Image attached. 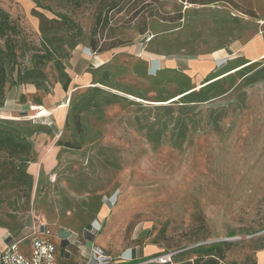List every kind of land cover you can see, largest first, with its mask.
<instances>
[{
  "label": "rangeland",
  "instance_id": "374dc122",
  "mask_svg": "<svg viewBox=\"0 0 264 264\" xmlns=\"http://www.w3.org/2000/svg\"><path fill=\"white\" fill-rule=\"evenodd\" d=\"M38 1L51 10L0 0L21 63L41 49L37 13L62 12L81 34L59 61L67 90L53 60L41 89L6 85L0 116L26 121L33 160L30 190L0 192V227L58 236L60 264H86L93 247L109 264L169 252L173 264L218 254L219 264H264V55L230 53L197 81L181 68L256 35L264 43V0H114L107 24L96 13L111 0ZM167 58L174 69L154 68ZM57 104L63 123L33 116V105Z\"/></svg>",
  "mask_w": 264,
  "mask_h": 264
},
{
  "label": "trees",
  "instance_id": "16d2710c",
  "mask_svg": "<svg viewBox=\"0 0 264 264\" xmlns=\"http://www.w3.org/2000/svg\"><path fill=\"white\" fill-rule=\"evenodd\" d=\"M181 1L206 3L205 0ZM36 4L51 10V7L42 5L38 0H36ZM119 4L111 0L102 6L104 11L99 8L98 13H96V23L107 24L110 12L119 8ZM104 7L106 8L104 9ZM53 15L56 18L47 19L43 14L37 13L41 33V49L30 54L28 63H21L18 59L23 52L19 51L17 44V35L20 32L18 25L9 13L0 7V108L4 106L7 97V92H5L7 84H33L37 89H41L46 80L43 67L51 60L58 70L62 88L68 89L71 79L62 70L59 61L67 55L68 50L78 43L81 31L78 25L74 24L66 14L56 11ZM54 23H56L55 26H52ZM70 28H74L76 33L69 34ZM143 31L141 30V32ZM90 38V47L96 49V40L93 35ZM54 41H59V43L55 44ZM29 128L24 120L0 116V192L13 189L26 193L31 188L32 177L27 172L28 164L33 160V144L30 139L32 132ZM222 243L217 242L210 246L209 250L217 248ZM219 256L218 254L206 258L200 257L192 263L186 264H219ZM146 264L161 263L148 262Z\"/></svg>",
  "mask_w": 264,
  "mask_h": 264
},
{
  "label": "crops",
  "instance_id": "0c3cea01",
  "mask_svg": "<svg viewBox=\"0 0 264 264\" xmlns=\"http://www.w3.org/2000/svg\"><path fill=\"white\" fill-rule=\"evenodd\" d=\"M242 52L245 56H247L248 59H251V61L258 60L261 56L264 55V43L262 39L259 36H254L250 41H248L245 44H241L240 46H229L228 48H220L216 51H212L209 54L206 55V57H197V58H189L186 62V65L181 67L182 70L190 77L194 79V81L202 78L203 76L211 73L216 67L223 66L226 64V60H232L233 57H230V53L232 54H238ZM154 68H158L161 66V64H165L164 66L167 68H175L177 65V58H167L159 61H154ZM159 70L161 69L158 68ZM153 70V69H152ZM34 89V88H33ZM9 100V97L8 99ZM64 108V104H57L55 107H53L51 110H47L43 106L40 105H33L32 109L36 110L39 109L41 112L36 111L35 114H33L34 117L43 116L52 114L54 116L55 122L57 124H61L65 120V115L62 113V109ZM57 112V114H56ZM1 115L4 116H11L13 115L9 114L6 111L1 112ZM33 116H29L30 118H33ZM32 229H30L27 232L21 231L19 234L13 235L9 232L8 229L0 227V251L5 247L6 244L11 242L12 240L20 239L28 233L31 232ZM53 241L56 244L57 247V254H58V264H60V249L62 239L58 236L53 235ZM22 247L24 248L27 246V240L22 242Z\"/></svg>",
  "mask_w": 264,
  "mask_h": 264
},
{
  "label": "built area",
  "instance_id": "2783aa9c",
  "mask_svg": "<svg viewBox=\"0 0 264 264\" xmlns=\"http://www.w3.org/2000/svg\"><path fill=\"white\" fill-rule=\"evenodd\" d=\"M27 240V246L22 242ZM174 253L157 255L148 262L173 264ZM111 257L101 248L93 247L89 252V261L86 264H109ZM0 264H58L57 247L53 235L48 232L32 228L28 235L12 240L0 251Z\"/></svg>",
  "mask_w": 264,
  "mask_h": 264
}]
</instances>
